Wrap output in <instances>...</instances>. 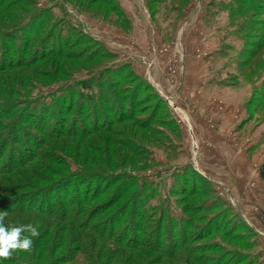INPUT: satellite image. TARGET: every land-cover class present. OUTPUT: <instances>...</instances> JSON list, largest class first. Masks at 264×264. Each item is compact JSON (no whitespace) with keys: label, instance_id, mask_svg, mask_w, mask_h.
I'll return each instance as SVG.
<instances>
[{"label":"rangeland","instance_id":"obj_1","mask_svg":"<svg viewBox=\"0 0 264 264\" xmlns=\"http://www.w3.org/2000/svg\"><path fill=\"white\" fill-rule=\"evenodd\" d=\"M163 1V4H152L150 8L147 6L148 0L5 2L7 5L13 2L14 6L4 13L0 11V141L5 140L11 131L16 115L25 116L30 112L36 116H23L22 123L18 122L19 125L13 129L14 134L17 130L19 135L17 142H9L11 147L5 149L6 152L0 151V166L9 159L15 163L18 158L26 159L31 154L45 157L18 168L19 171L17 169L11 173L14 175L12 177L0 176V186L11 188L5 194V190L0 187V195L9 199L18 192H30L32 189L22 187L28 183L34 185L33 190L40 191L47 190V182L51 180L50 188L59 185L61 178L56 177L54 170L57 174L69 171L74 176L78 173H95L78 172L81 170L78 168L114 171L118 174L126 171L125 175L139 180L160 182L155 191H150L151 185L148 186L146 195L140 194L136 206H150L153 222H157V209L161 207L173 214L171 223H160L162 250L167 251L169 245L179 242L178 237L170 240L173 234L169 236L167 232L173 229L174 234H179L178 220L185 212L193 219L189 229L187 226L181 229L188 234V239L202 234L196 237L197 240L211 230L207 241H196L200 242L196 244L217 245L210 255H205L208 258L203 264H264V200L260 202V208H255L252 216L240 201V176L245 173L249 178L255 177L253 171L256 172L264 160V13L258 14L256 0ZM244 14L248 19H244ZM33 16L38 22L41 16L44 23L29 40V57L32 58L34 54L39 56L32 48L36 42L45 44L47 50L55 53L29 64L23 62L21 51L26 47L21 38L28 29H32L28 28V24L33 21ZM121 21H126V25H122ZM7 33L15 35L16 39L12 41L3 36ZM15 50L19 53H15ZM3 52L9 55L4 57ZM157 57L162 62L155 65ZM186 59L190 60L189 65L192 62L197 67L190 76V79L194 78L195 85L197 82L200 84L196 87V95L207 99L199 112L191 111L203 116L200 118L203 119L202 125H206L204 128L195 126L188 119L190 111L187 101L179 100L181 89L186 88ZM119 66H127L131 72L130 75L127 70L123 72L125 80L119 82L118 94H123L121 89L125 86H131L127 90L134 89L138 84L135 78L165 81L167 86L161 89L164 90L162 99L167 108L159 112L160 115L154 121L156 124L149 128L162 129L160 133H164L167 138H161V134L159 143L154 144L149 138L150 129L140 130L137 122L123 125L115 123L113 129L118 132H99L87 137L54 138L45 134L53 126L57 128L59 122L54 120L49 125L52 109L44 115V110L53 98L68 101L72 97V88L88 82L92 88L91 97L100 104V98L109 97L111 93L108 92L114 93L110 85L117 78L108 74L112 68ZM146 94L142 89L136 95V113L132 114H135V120L145 118V109L149 108V103L145 101ZM76 95L77 92L74 99ZM88 106L93 107L91 103ZM60 108L64 109V106ZM6 109L10 112H5ZM76 110L74 107L71 116L67 117L66 125L70 124L72 128L74 121L71 118ZM164 112L167 114L163 115ZM56 114L58 117L59 112ZM166 117L169 127L163 126L160 121ZM109 120L110 116L106 117L105 121ZM142 121L148 122L146 119ZM129 127L134 129L133 144L146 146L147 158H152V162L147 161L141 166V162L134 158L131 164V156L126 159V150L116 145V139L122 137L117 142L121 143L127 138ZM38 129L44 134L37 132ZM76 130L81 129L76 127ZM203 130L222 134L223 143L216 142L218 140L211 138L208 132L203 135ZM152 142L153 145L150 144ZM47 153L50 156L46 157ZM136 165L143 170H138ZM185 165H190L194 175L200 176L194 179L195 183L190 171L185 172L186 181L185 175L181 177L177 173L174 176ZM226 167L231 170L224 171ZM128 170L132 173L128 174ZM32 174L36 180L29 179ZM69 176L74 195V190L82 186L77 184L72 175ZM91 178L95 181L100 177L95 175ZM257 182H251L250 188H256ZM261 184L264 185L262 181ZM103 186L99 191L106 189ZM97 188L91 186V192L94 193ZM62 193V189L54 187L51 193L53 200L63 199ZM114 195L116 192L112 189L105 190L100 198L88 204L89 208L83 213L82 220L85 215L87 217L78 227L57 222L48 225L46 221L34 226L45 240L42 243L44 258L36 264H197L190 261L192 257L187 260L186 252H180L173 258H163L145 246L122 248L113 240L98 236L96 231L83 230L85 222L92 220L88 224H92L91 227L98 232L106 234L114 229L113 236L120 234L121 240L128 241L129 232L138 220L133 215L122 217L119 213L124 201L109 206L104 215L97 214L103 204L113 203L109 198ZM201 205L212 210L199 215L192 212ZM94 211L95 215L92 214ZM20 217L27 225H33V218L28 215ZM210 222L212 229L204 228ZM143 224L149 227L148 221L145 220ZM226 233L229 237H225ZM240 233L244 235L240 236ZM29 235L26 233L24 236ZM235 254H243V257L237 258Z\"/></svg>","mask_w":264,"mask_h":264},{"label":"trees","instance_id":"obj_2","mask_svg":"<svg viewBox=\"0 0 264 264\" xmlns=\"http://www.w3.org/2000/svg\"><path fill=\"white\" fill-rule=\"evenodd\" d=\"M6 1L7 0H0V11H2L3 13L11 10V8H13L14 6L13 2H11L8 5L5 4ZM254 2H255V5L257 6L258 14L264 13V0H256ZM163 3H164L163 0H157V1L148 0L147 6H149L150 8L152 4L155 5V4H163ZM27 5H29L28 1H27ZM113 9H115L116 11L115 5H113ZM250 9H253V7H251ZM31 18L33 19V21H30V23L28 24V28L32 27V29H28V32L26 33L25 36H23V39L21 38V40L25 42V47H26L24 51H21V54L24 56L23 62L24 63L26 62L29 64L36 63L37 61L43 59L44 57L55 53L52 50L51 51L47 50V46H45V44L43 45L40 42H36L37 43L36 46L32 48L34 49L36 55H39V56L36 57L34 54L32 58L29 57L28 49H27V46H29V42H30L29 40H31V37L34 36L36 32L39 31L40 27L44 23V20H41V16L38 17V19H40L39 22L36 19V16H33ZM42 19H43V16H42ZM244 19H248L246 14H244ZM121 22H122V25H126V21H121ZM263 25L262 27L264 30ZM3 36L5 37L7 36L11 38L10 40L12 41L16 39V36L11 33H7V35L5 34ZM17 52L18 50H15V53ZM3 54H4V57H7L9 55L8 52L6 53L3 52ZM28 58H30L31 60H29ZM10 66H7V67H10ZM126 70H127V66H123V67L119 66V67L112 68V70H110L108 75L112 76L114 79L117 78V80H115V82H111V85H110L111 86L110 90L112 91L114 90V93L108 92V93H111L112 95L110 94L109 97L105 96V98L104 97L100 99L98 98L100 100V104L98 103V101H96L97 99L95 100L93 97H91L92 88H91V84H89L88 82H85L75 88H72L70 90V91L73 90L71 92L72 97L68 101L65 100L66 102L64 100H61V98H55V99L53 98L54 103L52 100L51 104H49L47 109L44 110V115L49 113V110L52 109L53 110L51 112L52 118L48 119L49 125H51L50 122H53L54 120H58L59 122L57 124V128L53 126L51 130L45 131L46 132L45 134L48 137H54V138L55 137H58V138L87 137V136H91L92 134L99 133V132L111 133L112 130H114L113 128H114L115 123L119 125H123L127 122H134V123L137 122L140 124L139 128L142 131L147 130L149 126L155 125L156 123L154 121L156 120V117L160 115L159 112L165 111L167 108L166 102L162 99V97H160L157 94V92L152 88V86L147 81L140 79V78H135L134 81H136V83L138 84L137 86L134 87V89L127 90L126 88L131 89V86H125L124 88L121 89L123 90L122 92L123 94H121L119 91H118L119 92L118 94L117 88H118V85L120 84L119 82L122 80H125L123 78V72H126ZM127 71H129V75H130L131 70L128 69ZM142 89L145 90L147 93L145 95V101H147L146 103H149L147 104L149 105V108L145 109L146 114L143 116L145 118L139 121V120H135V118L133 117L135 114L133 116L132 114L136 113L135 112L136 109L134 110V105L137 99L136 95ZM76 92H77L76 99H74V95ZM122 101H125L126 104H123ZM89 103L93 105L92 108L88 106ZM61 106H64V109H61L60 108ZM74 107L77 110H76V114L73 116V118H71V120L74 121L73 128H72L70 124L66 125V123H67V117L71 116L70 113ZM98 107H100L99 111H98ZM7 111H9V109L5 110V112ZM58 112H59V116L56 117L55 115H57L56 113ZM165 113L167 114V112H164L163 115H165ZM30 114H32L31 117L35 115V113L28 112L25 116L19 114L13 118L12 127H11V123H9V128L11 127V131L8 132L5 140L0 141V151L6 152V150H8V148L11 147V143L9 142H12V143L17 142L16 139H18L19 135L17 134L18 133L17 130H15L16 133L14 134L13 129L16 126H18L19 123H22L21 119L23 116L28 117ZM109 116H110V120H109L110 125H109V122L105 121L106 117H109ZM145 119L148 120V122L142 121ZM99 121L101 122V124L99 123ZM160 121H162L163 126L169 127L167 124L168 117ZM169 123L173 124L172 122H169ZM76 127H80L81 130H76ZM149 129H150L148 130L149 136H150L149 138L151 141H154L155 142L154 144L156 145L160 141L161 134H162L161 138L168 137L164 135V133H160L162 132V129L160 128L159 129L149 128ZM114 131L118 132L117 130H114ZM37 132H40V134H44L39 129ZM127 132H128L127 138L123 139L121 143L120 142L117 143V142L122 137L119 139H116L115 143L116 145L118 144L120 148H123L124 150H126L127 152L125 156L126 159L128 156H131V160L129 163L132 164V159L134 158L138 159V161L141 162V166L142 165L144 166L147 161L152 162L153 161L152 158H149V157L147 158L148 150L146 146H144L143 144H139V145L133 144L132 133L134 134V129L132 130L131 127H129L127 129ZM150 144L153 145V142ZM47 156H50V155H48L47 153L46 157ZM42 157H45V156L42 155ZM42 157H41V154H35V155L31 154L26 159L18 158V160L15 163H13L12 159L11 160L9 159L6 163L3 162V165L0 166V176L9 175L12 177L14 175L11 173H14L18 168L20 169L21 167L28 165L34 160L37 162L41 161L40 159H42ZM56 160L57 159L55 158V161ZM4 167H7V168H4ZM136 167L138 170H143L139 165H136ZM19 169L17 171H19ZM28 169L29 171H31V167H29ZM78 169H81L78 172H95V173L88 174V173H78L77 172L78 174L74 176V174H70L69 171L68 172L63 171L57 174V171L54 170L56 172L55 174L56 177L61 178V180L59 181L60 182L59 185L55 184L54 186L52 185L50 188L49 186L52 184L51 181L53 180L51 181L47 180L48 181L47 185H49L47 190L40 191V190H33L35 189V187H33L34 185L31 186L30 183H28V184L22 185V187H24L27 190L32 189L30 190V192H26V193H23L22 191L18 192L16 195L10 196L9 199H5L3 195H0V211H7L8 213L4 217V220H3L4 226L5 227H13V226L19 227L21 225H27V222H25V220L22 219L20 215H28L29 217L33 218V222H32L33 226L39 225V223L42 224L44 221H46L49 223L48 225H51L57 222V223H62V224L68 223V224L76 225L78 227V225H82L84 223V219H86L87 217L85 215L86 217L84 216L82 220L83 213H86V210L89 208L87 207V205L92 204L93 201L97 197L100 198L99 196H101V194H103L105 190L112 189L113 191L116 192V195H114L112 198H109V200L111 201L113 200V203H111L110 205H108V203L103 204L102 208L98 210L97 214L102 213L101 215H104L106 214L105 211H107V208H109V206L113 207L119 204L120 202L124 201L123 203H121V206L119 207V213L122 215V217H125L126 214L133 215L132 217H135L138 220V222H135L136 224L134 228L131 229L129 232L130 238H128V241L121 240L120 234L117 236H113L114 229H110L109 230L110 232L106 234H104L102 231L98 232L97 229H93L91 227L92 224H88V222H93L92 220H88L87 222H85V226H84L85 228L82 227L84 228L83 230L96 231L98 236L104 239H107V240H113L117 246L122 247V248L123 247L127 248V247L137 246V245L145 246L148 250L149 249L153 250L160 257H163V258H173L176 255H178L180 252H186L187 260L188 259L190 260L192 257L193 260H190V261H192L193 263H197V264H203L204 261H206V258H208L205 255H210L214 246H217L214 244H205V245L196 244L202 241H207L206 238L207 237L209 238L210 236L209 233L211 230H209V232L206 231V234H205L206 236H202L198 238L197 240H196V237L201 236L202 234H199L197 236L194 235L192 236V238L188 239L187 237L188 234L185 233V230H181V229L185 228L184 226H187L189 229L193 219L191 218V216H187L185 212H183V214H181V216L179 217L178 224H177L179 234H174L173 229H169V231L167 232L169 236L173 234L170 240L171 239L174 240L175 237H178L179 242L177 244L169 245L167 251L162 250V245H163L161 242L162 228H161L160 223L164 222V225H166V223H171L172 219L174 218L172 216L173 214L168 212L169 211L168 209L161 207L157 209L158 211L157 212L158 213L157 222H153V217L150 216V213H151V210H149L150 206L149 207H145L142 205H139L138 207L136 206V204L139 202L138 198L140 197V194L146 195L145 191L148 190V186L150 185H151L150 191L157 190L160 186V182L148 181L147 179L139 180L135 178L134 176L125 175L124 173L126 171H120L121 173L118 174V172L106 171V170H100V169L94 170V171L85 169V168H78ZM131 170H128L129 172L128 174L132 173ZM187 171L191 172L190 175H191L192 181H194L196 177L200 178L198 174L194 175V172L192 171V168L190 165H185L179 171H176L174 176H176L177 173H179L181 177L185 175V181H186L185 172ZM69 175H72L73 176L72 178L76 179L77 184L79 183L80 187L82 186V188H78L74 190V195L72 194V191H71L72 185H71V177ZM95 175L100 178L94 181V178H91V177H94ZM120 175H122V178H120ZM258 175H259L260 180L264 183V160L261 162V164L258 167ZM33 177L34 176L32 174V177H30L29 179H35ZM101 185H104L103 187L106 188L105 190L103 189L102 192L99 191ZM91 186L98 187L94 193L91 192ZM0 187H1V190H5V194L8 193L7 192L8 190H11V188H9L7 185H2ZM54 187H57L58 189L60 190L62 189L64 191V193H62L63 194L62 198L64 197L63 199L57 198L58 201L53 200L52 198L53 195H51V193L54 192ZM14 189H18V188H14ZM46 194H48L49 196L46 197ZM108 194L110 193H107V195ZM65 207H68V208H65ZM130 207L132 208L129 210ZM207 209L209 208L201 205L199 209L193 210L192 212H196L198 213L197 215H199V213L204 211L205 214H208L210 210L212 209L210 210H207ZM137 212L138 214H136ZM92 214L95 215V211ZM145 220L148 221L149 227L143 224ZM204 221H206V219H204ZM212 222H210L208 226L204 228L212 229L211 228ZM151 224L153 226H151ZM26 233L27 232L22 233L21 236L26 235ZM226 234L227 235H225V237H229L228 233ZM242 235L244 234L240 233V236ZM143 236L146 238H141ZM148 236L151 238L150 241H148ZM234 238L238 239V237H235V236ZM32 241L33 243H32V247L30 251H23L20 249L12 250V255L10 258L8 259L0 258V264H36V262L42 261L44 258L42 243L45 240L43 239L41 235H39L36 237H32ZM196 241H200V242H196ZM241 255L243 254H235L237 258L243 257ZM219 264H225V262H221V263L219 262Z\"/></svg>","mask_w":264,"mask_h":264},{"label":"crops","instance_id":"obj_3","mask_svg":"<svg viewBox=\"0 0 264 264\" xmlns=\"http://www.w3.org/2000/svg\"><path fill=\"white\" fill-rule=\"evenodd\" d=\"M145 50V49H144ZM162 61L160 60L159 57H157V59L155 60V65H158L159 63H161ZM186 63V71L184 74V79H186L185 83H186V88H182L180 91V95H179V100L184 99L185 101H187V105H188V109L190 111V114L188 119L195 124V126L197 125L198 127H202L204 128L206 125H202L203 124V119H201L200 117L203 118L202 115H195L193 112L191 113V111H195L199 112L204 106L203 104L205 102H207L206 98H202L201 96H197L196 95V87L200 86V84H198L199 82H197V84L195 85V80L194 78L190 79L191 74L196 70V66H194L190 60L186 59L185 61ZM195 67V68H194ZM195 77V75H194ZM196 78V77H195ZM152 80H146L151 86L152 88L157 92V94L159 96H161L163 98V92L164 90L161 89V87L163 86H167L165 84V81H159V79H153ZM193 80V82L191 81ZM192 84H191V82ZM184 83V84H185ZM164 88V87H163ZM195 92V94H194ZM164 99V98H163ZM198 104V105H197ZM197 105V106H195ZM205 124V123H204ZM198 131V129H197ZM204 131V130H203ZM201 132V131H199ZM208 132V134L210 135V137L214 138V140H218L216 142L218 143H223V136L222 134H216L215 132H211V131H204L201 132L203 133V135H205V133ZM231 168H224V171H230ZM243 173V172H242ZM255 173V177L254 175L252 176V173L250 171V177L252 176V178H249L248 176L245 175V173L242 174V176H240V201H242L243 205H244V209L249 213V215H253V213L255 212V208H260L261 206V201L264 200V185L261 184L260 178L258 176V170L256 169V172L253 171V174ZM253 181H258V186L256 188H250V183ZM242 199V200H241Z\"/></svg>","mask_w":264,"mask_h":264},{"label":"clouds","instance_id":"obj_4","mask_svg":"<svg viewBox=\"0 0 264 264\" xmlns=\"http://www.w3.org/2000/svg\"><path fill=\"white\" fill-rule=\"evenodd\" d=\"M7 211H0V258L8 259L12 255V250L20 249L30 251L32 247L31 237L39 236L36 227L31 224L19 227H5L3 224ZM29 233V236H21L22 233Z\"/></svg>","mask_w":264,"mask_h":264}]
</instances>
